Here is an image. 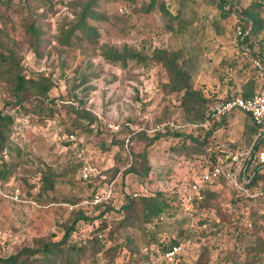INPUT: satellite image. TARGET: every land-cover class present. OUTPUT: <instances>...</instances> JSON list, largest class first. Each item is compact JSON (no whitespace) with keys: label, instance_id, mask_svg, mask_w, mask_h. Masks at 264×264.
I'll list each match as a JSON object with an SVG mask.
<instances>
[{"label":"rangeland","instance_id":"1","mask_svg":"<svg viewBox=\"0 0 264 264\" xmlns=\"http://www.w3.org/2000/svg\"><path fill=\"white\" fill-rule=\"evenodd\" d=\"M228 1L237 9L229 16L221 14L217 0H0V56H11L0 63V114L11 118L4 151L11 173H0L1 257L62 240L74 220L83 222L79 209L91 217L100 214L103 204L91 203V195L100 180L114 176L113 204L119 205L127 191L137 193L136 211L127 214L125 226L116 220L104 231L115 239H106L103 252L94 253L93 247L73 252L68 264H127L130 240L140 248L148 239L145 224L161 241L183 243L184 264H194L205 247V257L214 264H225L236 249L243 250L246 264H264L244 251L246 244L264 240V203L251 204L246 222L241 215L245 201H234L225 185L215 199L204 202L203 193L195 202L204 203L193 204L191 213L184 207L171 216L152 213L145 199L174 192L182 197L179 188L200 174L208 158L188 139V130L154 129L169 118L205 123L185 118L165 68L171 54H198L194 87L217 98L209 104L263 84L254 64L246 65L249 51L242 49L237 25L249 31L241 12L262 13L264 0ZM80 19L91 33L75 28ZM27 22L41 37L36 47ZM258 42L256 49L264 43L260 34ZM249 43L244 39L245 47ZM17 73L45 80L48 92L17 90ZM216 125L193 131L203 138L214 130L207 152L222 142L251 144L249 116L237 112ZM85 162L94 168L92 182L79 175ZM131 168L135 171H127ZM143 214L150 215L149 223ZM204 218L207 223H201ZM82 226L79 239L93 229L90 223Z\"/></svg>","mask_w":264,"mask_h":264},{"label":"trees","instance_id":"2","mask_svg":"<svg viewBox=\"0 0 264 264\" xmlns=\"http://www.w3.org/2000/svg\"><path fill=\"white\" fill-rule=\"evenodd\" d=\"M161 5L164 8V2H162ZM217 6L218 8H220L221 14L223 16H229L233 11H237V9L235 8V3L229 2L228 0H217ZM253 6L260 7L261 4L254 3ZM167 13L170 14V12ZM241 14L243 20L248 21V25L250 27L249 33L246 34L245 37V40L247 42L250 41L249 43L250 51L244 54L248 59L246 65L251 63L253 64V59L258 55L262 58L264 64V46H263L264 43L262 44L260 49L259 48L256 49L257 45L259 44V42L256 43V39L258 38V35L260 34L262 28H264V11L261 13L259 10L258 11L249 10V8H246L245 10H242ZM82 20L84 19L79 20L80 23L78 22L75 28L81 27L87 33H91L92 31L89 28H87L86 24L81 22ZM25 30L29 35H31L30 44L33 46L35 45L36 47L38 45L37 44L38 41H40L41 39V37L39 38V36H37L36 28L31 24V22H27L25 24ZM243 31H245L244 28ZM72 33H74L73 29L70 31L69 35H71ZM66 39H67V43L71 42L70 36H67ZM115 58H118V56ZM123 58L125 57L123 56ZM5 59L11 60V56L10 57L0 56V63L4 62ZM165 68L169 75V82L171 85V89L172 91L176 92L177 98L180 100V106L183 108L185 118L189 121H197V122L205 120L206 109L210 105L209 103L215 101L217 98L213 96H207L206 94H204V92L201 89H197L194 87V77L198 72V70L200 69L198 54L186 55L185 53H183V51L180 50L176 51L173 54H171L168 60L165 62ZM255 68L261 72L262 79L264 80V74H263L264 71L256 66ZM14 81L17 90L30 89L38 94H46L49 90V85L45 80L35 79L31 77L29 78L25 74L17 73L14 78ZM257 81H259V78L257 79L256 77V82ZM262 88H264V81L259 89L255 90L254 88H251L250 90L245 91L243 94L241 93L232 94L223 99H228L232 96H237V95H241L245 98L252 97L257 91H259ZM237 112L250 117L253 124L252 130L250 132L251 133L250 141L252 142L254 133L256 131V126L249 114H246L242 111H234L231 115ZM85 115L89 117L90 114L86 113ZM229 117L225 118L223 122L216 125V127L219 128L220 126L224 125L228 121ZM170 119L172 118L167 119V121ZM10 122H11L10 116H4L0 114V173L2 176L11 173L9 170V166H7V162L4 159V151L9 148L7 143V136L9 135L10 132V130L8 129V125ZM211 129L204 134L203 138H201V134H194L193 132H189L190 134L187 136L188 139H190V141L194 143L195 145L194 147L197 149L199 153H203L206 156H208L204 166H209V167H212L214 164L218 162L219 156L222 155L224 151L221 147L211 149L209 152L205 150L208 139L209 137L212 136L214 132V130ZM160 135L161 134L158 133L154 137H151V139L158 138V136ZM175 135L182 136L183 134L176 133ZM141 136L142 135L138 134L137 138L139 139L141 138ZM183 145H185V142L183 143ZM248 146H238L233 142L231 143V147L233 148H246ZM132 169L133 168L127 171H135ZM256 178H264V171L262 169L257 172ZM114 179H115L114 176H107L106 178L100 180V183L96 184L93 194L99 189L100 185L109 184ZM92 181L94 180H91L90 182ZM214 185H216V188L215 187L212 188V186H210L204 190V198H203L204 202L218 197L219 189L224 185L229 187L230 190L233 192L235 199L234 201L240 200V198L236 196V191L232 187L231 183L224 175H220L217 181L214 183ZM161 195H163V193L158 192V196ZM145 199L150 212L156 214L167 213L168 216L169 215L171 216L179 213V211L183 208V198L177 192H174L171 195H167L166 197L163 196L161 198L156 196L149 197V195H146ZM113 200L114 198L112 197L109 200V202L105 204V207L101 211V213L93 217L89 216V214L85 210L79 209L78 210L79 215L82 216L80 220L83 219V222L79 223L80 222L79 220H74L68 226L64 238H62V240L60 241L50 240L47 242H43L41 245L38 246H25L15 254H11L6 257L0 256V264H61V263L68 264L69 262L74 261V258L72 259L70 258L71 257L70 255H72L73 252L81 253L89 249V247L94 248V253L97 252L98 254L103 252L107 247L106 239L107 241L113 243L115 238L114 237L110 238L109 236L106 235V233L103 234V236H100V234L104 233V231L108 227H112L113 222L116 220L118 221L117 222L118 226H125L128 223L127 214H130L132 212L134 213L136 211L137 206L139 205V202L136 196L134 195V193L128 191L125 193L124 198L119 205L115 206V204H113ZM203 201L194 202L193 204L196 207H199L204 203ZM254 203L262 204L264 203V199H258L254 201ZM194 205L192 208H190L189 210L190 213L194 209ZM123 212L124 215L123 217L121 216L122 217L121 218L120 215H122ZM105 213H108L109 215L105 217L104 216ZM143 219L145 223L146 222L149 223L150 215L143 214ZM200 221H202L201 223H207L208 219L204 218L203 220ZM86 223L88 224L90 223L93 229L91 230L89 236H87L86 238L82 237L79 239L78 235L80 234V230L83 229L82 225ZM145 227H146L145 233L148 236V239L140 248L133 245L135 244V242H133V239L130 240L128 245L130 248V252L128 255L127 264H145V263H151L157 259L158 261L156 264H168L163 259V253L166 249L169 248V246L180 243V240L173 239L169 243L165 241H161L160 237L155 232H153V230L147 228L146 224ZM116 233H117L116 231L115 232L113 231L111 236H114ZM153 244L156 246V248L152 247ZM183 251L177 256L175 262L172 264H184ZM242 251H243L242 249L240 250L236 249L232 253L231 258L226 259L225 264H246L245 258L242 259V254H243ZM244 251H245V255L254 252L253 258L255 261L263 260L264 256H260V255L261 252L264 255V240H259L252 245L246 244ZM208 253H209L208 248L207 247L203 248V251L201 250V253L199 254L198 258L195 260L194 264H214L213 262H211V260L205 257L206 255H208ZM237 254H239V258L235 260ZM111 263L109 262L108 264Z\"/></svg>","mask_w":264,"mask_h":264},{"label":"built area","instance_id":"3","mask_svg":"<svg viewBox=\"0 0 264 264\" xmlns=\"http://www.w3.org/2000/svg\"><path fill=\"white\" fill-rule=\"evenodd\" d=\"M249 31H243L242 26L237 25V35L242 39V49L250 51L245 47L244 39ZM264 37V28L260 31ZM254 66L264 71L262 58L258 55L253 59ZM234 111H242L249 114L256 126V131L251 144L246 148H233L230 142H222L224 150L219 156L218 162L212 167L205 166L197 177L189 182H184L179 188L182 193L183 207L189 211L193 203L201 199L204 190L214 184L220 175H224L236 191V195L244 200L241 215L244 221L248 222L251 215V204L258 199H264V178H256L257 172L264 168V88L257 91L252 97L245 98L241 95L222 99L208 106L206 110L205 123H185L179 120H168L158 124L154 129L164 131L166 128L172 130H188L193 132L200 126H208L209 123L220 124ZM117 129V128H116ZM94 172L93 166L85 162L79 169V175L84 180H91ZM115 181L102 185L91 197L90 202L94 204H105L115 195ZM134 195H137L135 193ZM109 214L105 213V217ZM109 228H107L108 230ZM104 233L100 234L103 236ZM153 248L156 246L153 244ZM184 250L182 242L169 246L163 253V259L172 264L177 256ZM155 260L151 263L156 264Z\"/></svg>","mask_w":264,"mask_h":264}]
</instances>
